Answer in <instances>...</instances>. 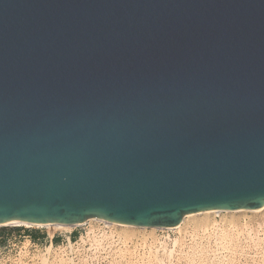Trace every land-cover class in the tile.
Instances as JSON below:
<instances>
[{
    "label": "water",
    "instance_id": "water-1",
    "mask_svg": "<svg viewBox=\"0 0 264 264\" xmlns=\"http://www.w3.org/2000/svg\"><path fill=\"white\" fill-rule=\"evenodd\" d=\"M263 206L264 0H0V223Z\"/></svg>",
    "mask_w": 264,
    "mask_h": 264
},
{
    "label": "rangeland",
    "instance_id": "rangeland-1",
    "mask_svg": "<svg viewBox=\"0 0 264 264\" xmlns=\"http://www.w3.org/2000/svg\"><path fill=\"white\" fill-rule=\"evenodd\" d=\"M263 216L264 211L203 214L177 230L98 220L53 234L45 226H2L0 264H264Z\"/></svg>",
    "mask_w": 264,
    "mask_h": 264
},
{
    "label": "bare ground",
    "instance_id": "bare-ground-1",
    "mask_svg": "<svg viewBox=\"0 0 264 264\" xmlns=\"http://www.w3.org/2000/svg\"><path fill=\"white\" fill-rule=\"evenodd\" d=\"M242 211L262 212V211H264V206L261 209L243 208V209H239V210H236V211L221 210V209L218 210L217 209V210H205V211H202V212L191 213V214L185 215V217L183 218V221L179 225H177L175 227H147V226H137V225L117 223V222H113V221L104 220V219H101V218H90V219H87L85 221H79V222H56V221H49V222H40V223H35V222H31V221H24V220H10V221H7V222L0 223V227H2V226H14V225H28V226L29 225H37V226H45L48 229H51V234H53V232L56 229H58V228L71 229L72 227L84 225V224L88 223L89 221L98 220V221H102L106 225H119V226H122V227H128L130 229L131 228H138L139 227V228H151V229H154V228L161 229L162 228V229H176L177 230V229H181L182 225H185L186 224L185 223V220L187 218H190V217H195L197 215H203V214L204 215H209V214H215V213L217 214V213H221V212H242ZM183 223H185V224H183ZM262 223H264V222H262ZM103 235H104V233H103Z\"/></svg>",
    "mask_w": 264,
    "mask_h": 264
},
{
    "label": "trees",
    "instance_id": "trees-1",
    "mask_svg": "<svg viewBox=\"0 0 264 264\" xmlns=\"http://www.w3.org/2000/svg\"><path fill=\"white\" fill-rule=\"evenodd\" d=\"M31 236L34 238V239H37L39 236L36 232H32L31 233Z\"/></svg>",
    "mask_w": 264,
    "mask_h": 264
},
{
    "label": "built area",
    "instance_id": "built-area-1",
    "mask_svg": "<svg viewBox=\"0 0 264 264\" xmlns=\"http://www.w3.org/2000/svg\"><path fill=\"white\" fill-rule=\"evenodd\" d=\"M69 243H72L71 237H69ZM51 247H53V244H51Z\"/></svg>",
    "mask_w": 264,
    "mask_h": 264
}]
</instances>
